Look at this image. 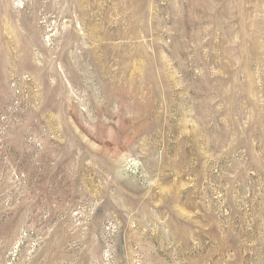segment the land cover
Segmentation results:
<instances>
[{"label":"rangeland","instance_id":"rangeland-1","mask_svg":"<svg viewBox=\"0 0 264 264\" xmlns=\"http://www.w3.org/2000/svg\"><path fill=\"white\" fill-rule=\"evenodd\" d=\"M0 264H264V0H0Z\"/></svg>","mask_w":264,"mask_h":264}]
</instances>
